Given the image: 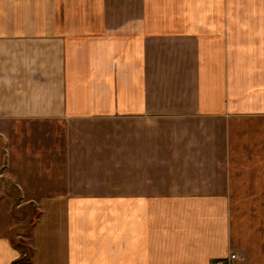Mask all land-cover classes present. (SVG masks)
I'll use <instances>...</instances> for the list:
<instances>
[{
	"label": "crops",
	"instance_id": "0c3cea01",
	"mask_svg": "<svg viewBox=\"0 0 264 264\" xmlns=\"http://www.w3.org/2000/svg\"><path fill=\"white\" fill-rule=\"evenodd\" d=\"M237 115H264V0H0V122L69 125L57 224L0 264L227 259Z\"/></svg>",
	"mask_w": 264,
	"mask_h": 264
},
{
	"label": "rangeland",
	"instance_id": "374dc122",
	"mask_svg": "<svg viewBox=\"0 0 264 264\" xmlns=\"http://www.w3.org/2000/svg\"><path fill=\"white\" fill-rule=\"evenodd\" d=\"M74 126L91 125L75 123ZM116 126L139 127L142 124L99 125ZM154 126L181 127L171 122L145 123V127ZM68 127V123L62 121L12 126L0 122V237H8L26 252V262L32 260L35 241L42 239L44 227L56 226L57 210L63 206L57 199L56 163L65 159ZM212 127L229 129L230 144L234 148L229 169L233 179L230 211L232 254L237 259L232 264H264V115L232 116ZM49 162L54 169L49 168ZM49 234L53 236L56 232Z\"/></svg>",
	"mask_w": 264,
	"mask_h": 264
},
{
	"label": "built area",
	"instance_id": "2783aa9c",
	"mask_svg": "<svg viewBox=\"0 0 264 264\" xmlns=\"http://www.w3.org/2000/svg\"><path fill=\"white\" fill-rule=\"evenodd\" d=\"M237 259L235 254L230 255L227 259H221L216 261L214 264H232Z\"/></svg>",
	"mask_w": 264,
	"mask_h": 264
}]
</instances>
